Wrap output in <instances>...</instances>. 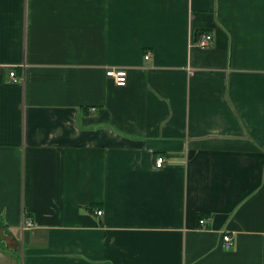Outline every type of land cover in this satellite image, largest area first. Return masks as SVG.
<instances>
[{"label":"crops","instance_id":"crops-1","mask_svg":"<svg viewBox=\"0 0 264 264\" xmlns=\"http://www.w3.org/2000/svg\"><path fill=\"white\" fill-rule=\"evenodd\" d=\"M0 264H264V0H0Z\"/></svg>","mask_w":264,"mask_h":264},{"label":"built area","instance_id":"built-area-1","mask_svg":"<svg viewBox=\"0 0 264 264\" xmlns=\"http://www.w3.org/2000/svg\"><path fill=\"white\" fill-rule=\"evenodd\" d=\"M214 40V37L211 33H203L200 38L196 41L197 45L200 46L201 48H207ZM149 54L145 56L146 59H149ZM106 74L108 77L113 79L115 84L117 86H125L128 83V70L125 68H110L106 71ZM10 76L14 81H19L21 78L16 74V72L13 70L10 72ZM166 162V157L163 155H159L156 158V167L161 168L165 165ZM99 215H102L103 211L98 210L97 211ZM206 222V218H201L199 219V223L201 225H204ZM35 224L34 222L29 219L25 218L22 224L23 229H29L33 227ZM234 244V239L233 236L229 233L224 234V246L226 249H230Z\"/></svg>","mask_w":264,"mask_h":264},{"label":"trees","instance_id":"trees-1","mask_svg":"<svg viewBox=\"0 0 264 264\" xmlns=\"http://www.w3.org/2000/svg\"><path fill=\"white\" fill-rule=\"evenodd\" d=\"M204 215H201V217L199 219H201Z\"/></svg>","mask_w":264,"mask_h":264}]
</instances>
